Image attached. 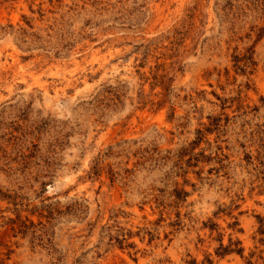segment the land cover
Segmentation results:
<instances>
[{"label": "rangeland", "instance_id": "1", "mask_svg": "<svg viewBox=\"0 0 264 264\" xmlns=\"http://www.w3.org/2000/svg\"><path fill=\"white\" fill-rule=\"evenodd\" d=\"M0 264H264V0H0Z\"/></svg>", "mask_w": 264, "mask_h": 264}]
</instances>
